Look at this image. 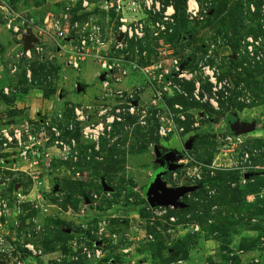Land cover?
<instances>
[{"label": "rangeland", "instance_id": "rangeland-1", "mask_svg": "<svg viewBox=\"0 0 264 264\" xmlns=\"http://www.w3.org/2000/svg\"><path fill=\"white\" fill-rule=\"evenodd\" d=\"M179 3L195 32L174 46ZM198 7L0 0V264H264V0ZM49 14L66 41L41 32ZM158 181L187 190L162 217L143 191Z\"/></svg>", "mask_w": 264, "mask_h": 264}, {"label": "built area", "instance_id": "built-area-1", "mask_svg": "<svg viewBox=\"0 0 264 264\" xmlns=\"http://www.w3.org/2000/svg\"><path fill=\"white\" fill-rule=\"evenodd\" d=\"M202 3H209V5H211L212 3H215L216 0H200ZM121 2V0H116V4L119 5ZM108 1H105V4H107ZM83 6L85 7L86 6V2H83ZM186 8H187V14L190 16V19L191 20H194V19H197V15L199 14V7H198V0H186ZM170 10V9H168ZM171 14L170 15H167L166 16L168 18H171V17H174L175 15V12H173V9L171 8ZM168 12V11H167ZM205 15H206V12H205ZM125 21H122L121 20V23H124ZM20 24L22 23H18L14 28H13V33H19L21 28H20ZM43 29L45 31H41L42 33L44 34H49L51 36H56L57 39H60V40H65V38L67 37L66 34H65V30L62 29L61 25H60V20L53 17L52 15H48L45 17L44 21H43ZM38 29V28H37ZM95 31H97L96 27L93 28V31L92 33L88 36V37H82V39L80 40V46H75V47H72L70 46L72 49H73V52L69 53V58H68V62L67 64L74 70H78L79 69V65L82 61V56L84 54H81L80 53V49L84 52V50L86 49H89L88 46H87V40L90 39L92 43L96 42L97 41V34L95 33ZM132 29L131 28H127L125 26H122L119 28V33H121L122 35H126L128 36V38H131L132 37V33H131ZM23 32V31H22ZM136 33V30L134 31ZM22 34H20L21 36ZM47 35L45 36L46 38ZM96 38V39H95ZM50 39V38H48ZM34 50L36 52H41L42 49L39 47V46H35L34 47ZM24 56V57H27L29 58L30 57V50L24 52L23 49H22V52L21 54H19V56ZM18 56V57H19ZM103 72L106 74L109 72V70H111V67H106L105 64H103L101 66ZM179 72V70L176 68L175 69V73L174 74H177ZM172 74V75H174ZM171 76V75H169ZM175 76V75H174ZM163 77V76H161ZM167 77V76H166ZM164 135V133H163ZM3 137L4 139L8 142V143H11V142H17V141H20V133L18 132H15V133H12L11 135L7 134V133H4L3 134ZM150 210V211H149ZM174 208L172 207H158V208H153V209H148V212H151L152 215L156 216V217H162V216H166L167 215V212L168 211H173ZM171 221H173V219H170ZM148 241H150V238H147ZM128 251H124L123 250V253H127ZM98 255V253H97Z\"/></svg>", "mask_w": 264, "mask_h": 264}, {"label": "water", "instance_id": "water-1", "mask_svg": "<svg viewBox=\"0 0 264 264\" xmlns=\"http://www.w3.org/2000/svg\"><path fill=\"white\" fill-rule=\"evenodd\" d=\"M34 42V39L29 35H25L22 38V49L24 52L31 49V45ZM230 132L234 135H238L247 131L249 129L248 125L241 124L238 122L229 123ZM176 170V166L169 163L167 166L168 172H173ZM165 185L163 182L158 181L156 182L155 186L149 189L147 194V201L151 208H158V207H172L174 209L182 208V205L178 203V200L183 197L184 194L187 193L185 189H176L172 191H166ZM104 191H110L108 188H104Z\"/></svg>", "mask_w": 264, "mask_h": 264}, {"label": "trees", "instance_id": "trees-1", "mask_svg": "<svg viewBox=\"0 0 264 264\" xmlns=\"http://www.w3.org/2000/svg\"><path fill=\"white\" fill-rule=\"evenodd\" d=\"M183 15V6L179 3L178 6L175 9V22H176V30H177V36L175 37L174 46H183L188 41V38L191 37V35L195 32L194 29L188 30L186 29L181 21L180 18ZM168 78L166 77V80ZM151 181V180H150ZM150 183V184H149ZM146 187L143 188L144 196L147 199L148 194V188L152 184V182H149Z\"/></svg>", "mask_w": 264, "mask_h": 264}, {"label": "flooded vegetation", "instance_id": "flooded-vegetation-1", "mask_svg": "<svg viewBox=\"0 0 264 264\" xmlns=\"http://www.w3.org/2000/svg\"><path fill=\"white\" fill-rule=\"evenodd\" d=\"M229 123H234V121H231ZM171 160H172V155L169 153L157 152L154 156L155 165L165 170H167V166Z\"/></svg>", "mask_w": 264, "mask_h": 264}, {"label": "crops", "instance_id": "crops-1", "mask_svg": "<svg viewBox=\"0 0 264 264\" xmlns=\"http://www.w3.org/2000/svg\"><path fill=\"white\" fill-rule=\"evenodd\" d=\"M4 45H5V43H4ZM5 46H8V44H6ZM147 178H148V179L151 178V173L147 176Z\"/></svg>", "mask_w": 264, "mask_h": 264}, {"label": "bare ground", "instance_id": "bare-ground-1", "mask_svg": "<svg viewBox=\"0 0 264 264\" xmlns=\"http://www.w3.org/2000/svg\"><path fill=\"white\" fill-rule=\"evenodd\" d=\"M170 14H171V11H170V10H168V12H167V15H170ZM99 129H100V127H99ZM99 129H98V130H99Z\"/></svg>", "mask_w": 264, "mask_h": 264}]
</instances>
